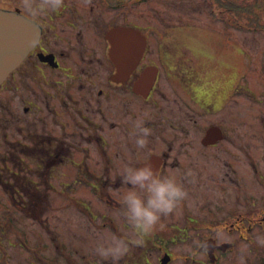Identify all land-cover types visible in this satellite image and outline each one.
<instances>
[{
    "label": "flooded vegetation",
    "instance_id": "flooded-vegetation-1",
    "mask_svg": "<svg viewBox=\"0 0 264 264\" xmlns=\"http://www.w3.org/2000/svg\"><path fill=\"white\" fill-rule=\"evenodd\" d=\"M152 1L0 6L40 31L0 86V264H264V194L247 195L228 64L205 68L178 50L151 8L136 21ZM23 31L22 22L12 34ZM147 164L187 195L141 238L124 214L123 170ZM114 237L127 251L101 255Z\"/></svg>",
    "mask_w": 264,
    "mask_h": 264
},
{
    "label": "rangeland",
    "instance_id": "rangeland-1",
    "mask_svg": "<svg viewBox=\"0 0 264 264\" xmlns=\"http://www.w3.org/2000/svg\"><path fill=\"white\" fill-rule=\"evenodd\" d=\"M48 1L51 0H0V6L32 7L38 3L47 4ZM148 8L153 12L148 15L152 25L158 24L161 31L169 29L170 35H167H172L178 50L182 47L185 54H198L205 68H208L210 60L217 68L219 61L228 64L225 70L232 82V99L228 107L232 119H239L235 113L239 115L241 112L245 122L233 120L229 125L236 129L237 133H234L237 136L246 131L249 152L247 195L263 196V188L259 179L253 176L252 166L257 163L264 178V33L232 25L228 16L215 10L210 0H153L148 7L135 8V20L143 24ZM193 60L197 61V58ZM243 80L247 81L246 104L241 97ZM235 88L238 92H234ZM156 112L159 114L151 110L152 117L162 116V113L169 115L170 109ZM173 115L176 117V114ZM188 192L191 197L192 191ZM65 212L73 211L66 208L53 211L56 214Z\"/></svg>",
    "mask_w": 264,
    "mask_h": 264
},
{
    "label": "clouds",
    "instance_id": "clouds-1",
    "mask_svg": "<svg viewBox=\"0 0 264 264\" xmlns=\"http://www.w3.org/2000/svg\"><path fill=\"white\" fill-rule=\"evenodd\" d=\"M147 133L148 129H142ZM146 136L140 135L136 143L143 146ZM123 179L131 185L125 193L124 214L133 225L138 237L149 234L162 215L174 212L187 193L183 186L171 174H161L150 164L143 166H125ZM128 243L123 238L114 237L106 244L98 245L101 255H122L127 251Z\"/></svg>",
    "mask_w": 264,
    "mask_h": 264
},
{
    "label": "water",
    "instance_id": "water-1",
    "mask_svg": "<svg viewBox=\"0 0 264 264\" xmlns=\"http://www.w3.org/2000/svg\"><path fill=\"white\" fill-rule=\"evenodd\" d=\"M22 22V35L12 34L17 32ZM39 34L40 31L33 22L0 9V85L35 46Z\"/></svg>",
    "mask_w": 264,
    "mask_h": 264
},
{
    "label": "trees",
    "instance_id": "trees-1",
    "mask_svg": "<svg viewBox=\"0 0 264 264\" xmlns=\"http://www.w3.org/2000/svg\"><path fill=\"white\" fill-rule=\"evenodd\" d=\"M228 22L237 27L264 33V0H210Z\"/></svg>",
    "mask_w": 264,
    "mask_h": 264
}]
</instances>
